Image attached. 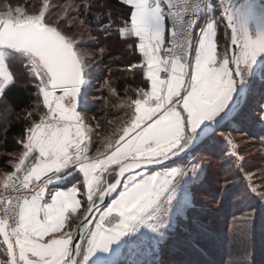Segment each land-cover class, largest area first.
Masks as SVG:
<instances>
[{
  "label": "snow or ice",
  "instance_id": "1",
  "mask_svg": "<svg viewBox=\"0 0 264 264\" xmlns=\"http://www.w3.org/2000/svg\"><path fill=\"white\" fill-rule=\"evenodd\" d=\"M121 2L128 19L116 31L143 58L128 70L142 71L150 87L127 102L125 126L106 136L95 156L81 114L88 63L66 34L70 29L47 21L48 0L38 14L20 7L0 13V105L20 79L35 87L39 101L35 117L25 111L22 153L0 176V264H117L124 250L160 244L178 190L184 193L179 209L187 184L208 165L149 174L150 166L215 152L216 132L257 94L264 114V0ZM111 27L104 26L105 34ZM218 35L225 45L219 51ZM15 60L19 74L10 71ZM104 86L115 94L107 81ZM225 140L234 150L233 140ZM74 174L79 185L50 190ZM82 207V220L72 221Z\"/></svg>",
  "mask_w": 264,
  "mask_h": 264
},
{
  "label": "rangeland",
  "instance_id": "2",
  "mask_svg": "<svg viewBox=\"0 0 264 264\" xmlns=\"http://www.w3.org/2000/svg\"><path fill=\"white\" fill-rule=\"evenodd\" d=\"M88 1L89 6L84 5L81 0H48L46 19L49 23L57 22L62 29H70L66 34L77 40L78 49L88 63L87 79L90 84L87 88V101L96 103L104 97L106 92H111L104 86L105 81L116 90L117 80L123 74V69L128 72L130 65L140 64L143 58L138 48L133 46L128 50H133V53H127L129 57L122 58L123 62H127L125 66L105 64L103 55L108 53L113 45L110 43L108 47L104 46L95 38V32L102 36L105 34V25L98 29L90 23L89 9L97 0ZM43 5L44 0H0V13H6L9 7L13 11L20 7L28 14H38ZM83 5L86 7L82 10ZM111 17H113L112 14L101 13L98 19L100 22L107 21L113 25L114 22L110 21ZM81 20L84 21L83 24L80 23ZM118 22H122V18L118 19ZM217 42L219 51V48L225 46L219 35ZM128 44L129 41L124 42L121 48L127 47ZM100 49H104V52L101 53ZM119 59L120 56L116 58V60ZM131 61L134 62L130 63ZM108 65H111V68ZM256 87L259 90V84ZM258 98V94L255 98H249L237 116L216 132L217 150L215 152L188 153L178 162L168 166L187 169L192 163L200 161L208 165L199 180L187 184V203L179 209L177 201L181 200L184 193L178 190L177 200L173 201L169 213L167 239L152 248L146 245L136 251L124 250L120 256L116 257L117 264L123 261L130 264H178L181 261L187 264H200L202 260H208L211 257H215V261H218L221 256L223 257L224 250L222 251L220 243L225 238L228 237L231 240L236 236L241 239L235 246L237 250L242 249V245L250 243L243 238L244 227L252 228L251 238L256 235L255 232H259L261 237L256 239V245H252L264 254V231L260 232L261 226L264 225V114H261L257 106ZM120 99H123L121 95ZM82 116L91 126L89 133L91 155L95 156L97 150H103L104 139L95 140L99 130L94 126L93 118L85 112H82ZM123 120L124 114H121L115 120L116 128L109 133L110 135L116 133L117 128L123 127ZM225 137L233 140L236 145L234 150L226 142ZM233 151L236 153L235 156L231 155ZM16 154L20 155V152ZM15 157H10L8 163L11 164ZM164 170L165 168L155 171ZM152 171L148 170V173ZM183 187L182 184L181 189ZM248 207L251 209L246 210ZM84 212L85 209L81 211L77 222L83 218ZM258 243H260L259 247ZM218 244L219 250H217ZM204 264L209 262L205 261Z\"/></svg>",
  "mask_w": 264,
  "mask_h": 264
},
{
  "label": "trees",
  "instance_id": "3",
  "mask_svg": "<svg viewBox=\"0 0 264 264\" xmlns=\"http://www.w3.org/2000/svg\"><path fill=\"white\" fill-rule=\"evenodd\" d=\"M81 1L84 2V5L89 6L88 0ZM84 5L81 7L82 10L86 7ZM89 10V21L98 29H101L104 25L109 24L107 21L104 23L100 22L98 19L99 14H112L113 17H111L110 21L115 24H111V34H104L102 36L95 32V38L104 46L108 47L110 43L113 45L111 46V49H109L108 53L103 55V60L106 61L105 64L111 63V65L118 64L120 66H125L127 62H123L122 58L129 57V54L127 53H133V50L128 51L131 48L129 47V44L127 47L121 48V44H124L127 40L121 38L116 29L118 26H122L123 21L128 19L129 7L122 4L121 0H97L92 3V7ZM84 11L86 13V10ZM121 18L122 22H118V19ZM93 31L95 30L93 29ZM119 56L120 59L116 60ZM132 62L134 61H131L130 63ZM111 65L108 66L110 67ZM10 71H13L16 74L22 72L20 60L12 62ZM140 88H145V90L149 88V82L147 81L144 73L136 69L131 71L128 70V72L123 69V74L117 80L115 94L106 92L104 97L99 99L96 103L92 101L87 102V107L82 112H85L93 118V124L99 130V134L96 135L95 140L99 141L110 135L109 133L116 128L117 121L115 122V120H117L121 114H124L122 126L126 124L127 121H125V119L128 118L127 114L131 112V109L126 106L127 102H129L130 99H135L137 97V92ZM34 93L35 87L31 84H27L23 79H20L7 91L5 104L0 105V151L2 152V155L0 156V168L7 166L10 155L23 150V146L19 143V140L26 131V125L29 122L25 116V111H34L36 104L39 103ZM120 95L124 100L120 99ZM94 147L96 148L95 142ZM247 205L249 206V203H247ZM249 209H251V207H248L246 210ZM261 227L262 230H260V232L264 231V225ZM244 228L245 232L243 233V238L246 242H248V240L250 241V243L248 242V245H242L243 248L237 250L235 246L240 243L241 239L238 237L236 238L235 236L230 240L227 237L222 243H220L222 251L224 250L223 257L221 256L218 261H215V257H211V259L202 260L200 264H204L205 261L209 262V264H264V254H262L259 249H255L256 247H253L252 245H256V239L261 237L259 232H255L256 235L251 238L253 234L252 228ZM259 244L260 243H258V247ZM220 246L219 244L217 245V250H219ZM119 264L130 263L123 261Z\"/></svg>",
  "mask_w": 264,
  "mask_h": 264
},
{
  "label": "crops",
  "instance_id": "4",
  "mask_svg": "<svg viewBox=\"0 0 264 264\" xmlns=\"http://www.w3.org/2000/svg\"><path fill=\"white\" fill-rule=\"evenodd\" d=\"M22 151L23 150H21V151H19L20 152V154L22 153ZM18 153V152H17ZM2 155V152L0 151V156ZM12 156H16L15 157V159L14 160H12L11 161V164L10 163H8L7 165H9L10 164V166L9 167H5L6 169H4V167L3 168H0V176H2L4 173H6V172H10V171H12L13 169H12V167H11V165H12V163H14V162H16L17 161V159H18V157H19V155H17V154H13V155H10L9 156V159H8V162H9V160H10V157H12ZM7 170V171H6ZM80 179H81V177H80V175L79 174H74L72 177H70V178H68L67 180H66V186H64V187H61L59 184H57V185H53V186H50V190H54L55 188H60V190H68L69 188H71L73 185H79V181H80ZM80 197L82 198L83 197V191H81V193H80ZM84 208L82 207L80 210H79V212L77 213V214H75V215H73L72 216V218H71V220L72 221H76L77 222V220H78V218L80 217V213H81V211L83 210ZM70 223H71V221H70ZM0 260H4L5 258H4V256L2 255V249H0Z\"/></svg>",
  "mask_w": 264,
  "mask_h": 264
},
{
  "label": "water",
  "instance_id": "5",
  "mask_svg": "<svg viewBox=\"0 0 264 264\" xmlns=\"http://www.w3.org/2000/svg\"><path fill=\"white\" fill-rule=\"evenodd\" d=\"M244 105H245V104H244ZM244 105H242L241 109L243 108ZM241 109H240V110H241ZM237 114H238V113H237ZM235 116H236V115H235ZM235 116H234V117H235ZM228 121H229V120H228ZM228 121H225L224 124L227 123ZM224 124H223V125H224ZM220 128H221V127H220ZM220 128H219V129H220ZM185 156H186V155L181 154L180 156L173 158V160L167 161L165 165H153V166H150V168H149L148 170H157V169H163V168H166V167L170 166L171 164H173V163H175V162H178L179 160H181V159L184 158ZM105 203H108V200H107V199H106ZM81 220H82V219H81ZM94 223H95V221H93V224H94ZM76 242H79V241L77 240Z\"/></svg>",
  "mask_w": 264,
  "mask_h": 264
},
{
  "label": "built area",
  "instance_id": "6",
  "mask_svg": "<svg viewBox=\"0 0 264 264\" xmlns=\"http://www.w3.org/2000/svg\"><path fill=\"white\" fill-rule=\"evenodd\" d=\"M161 75L163 76L164 74H161ZM105 176H106V175H105ZM59 185H60L61 187H64V186L66 185V181L60 182Z\"/></svg>",
  "mask_w": 264,
  "mask_h": 264
}]
</instances>
